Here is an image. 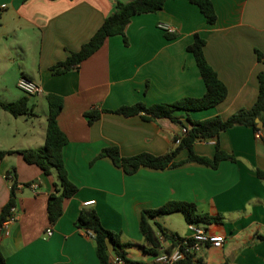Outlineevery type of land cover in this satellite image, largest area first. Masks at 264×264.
Listing matches in <instances>:
<instances>
[{
	"label": "crops",
	"instance_id": "obj_1",
	"mask_svg": "<svg viewBox=\"0 0 264 264\" xmlns=\"http://www.w3.org/2000/svg\"><path fill=\"white\" fill-rule=\"evenodd\" d=\"M114 1L0 0V60L10 65L13 86L24 76L43 88L38 98L56 95L63 99L58 117L68 139L63 158L68 178L78 188L64 201L61 218L51 224L48 201L56 192L57 173L45 175L19 153L0 161V214L11 197L9 177L15 176L18 183L16 211L0 241L7 264H99L93 236L75 224L85 208L94 209L103 226L119 234L122 242L147 246L140 230L143 212L170 202L191 203L201 215L222 217L221 223L205 225L211 236L224 239L221 248L206 245L196 253L205 264H264V140L253 129L236 126L220 134L221 149L236 161H221L217 168L187 162L164 170L142 167L128 175L110 157H100L110 147L118 148L123 157L162 156L177 147L178 124L116 111L203 97L206 86L187 49L195 34L206 40L205 57L228 95L214 108L178 115L186 123L188 118L227 119L250 109L259 95L258 76L264 72L256 52L264 55V0H211L218 16L215 24H209L188 0H168L163 10L132 18L126 30L128 44L122 36L110 37L78 69L54 75V66L79 52L95 35ZM161 23L173 26L176 33H165L159 28ZM89 111L102 115L89 124L85 116ZM6 122L11 123L0 120V127L4 126L0 150L44 146L47 123L41 132L20 136L27 137L24 142L18 137L19 129H9ZM194 150L213 159L215 141H198ZM187 158L184 150L176 161ZM89 201L95 203L85 206ZM178 217L185 221L182 214L174 213L150 222L168 233L189 237V230L174 226ZM49 228L53 235L47 237ZM171 244L164 240L160 251ZM153 255L137 247L127 249L133 262L153 264Z\"/></svg>",
	"mask_w": 264,
	"mask_h": 264
},
{
	"label": "trees",
	"instance_id": "obj_2",
	"mask_svg": "<svg viewBox=\"0 0 264 264\" xmlns=\"http://www.w3.org/2000/svg\"><path fill=\"white\" fill-rule=\"evenodd\" d=\"M168 0H117L113 2L112 11L105 19L103 25L90 39L85 43L79 52L71 54L68 59L52 68L54 75H61L69 70L78 69L81 64L98 52L105 44L108 38L122 36L125 43L128 44L126 30L130 25L132 18L137 15L157 13L164 9ZM191 4L197 6L206 18L209 24H215L218 16L211 0H188ZM206 40L199 34H195L194 41L188 46V51L193 54L203 81L206 86V93L201 98H185L173 104H163L148 108L143 104L134 106H125L116 111L124 116L143 115L146 120L154 121L158 119H169L178 124L181 128L187 127L188 133L182 137L181 143L170 153L162 156H155L148 153L132 157H123L116 147L106 148L100 157H110L114 164L122 168L128 175L135 174L140 168L147 167L157 170L179 167L187 162H197L203 165L217 168L221 161H236L234 157L225 153L219 144L220 134L236 126H245L259 131L257 120L264 125V72L258 76L259 95L257 101L250 109H243L227 119L216 116L206 121H193L188 118L186 123L179 112L203 111L216 107L222 103L228 95V89L219 79L217 72L208 63L204 48ZM258 59L264 63V55L256 51ZM47 103L49 114L47 117L46 140L43 147L39 149H29L21 151L0 150V161L6 157L19 153L24 160L31 165H37L45 175H50L52 171L57 173L58 183L55 194L50 195L48 201V217L51 224L56 223L63 215V203L66 199L72 198L78 188L69 180L63 158V149L68 144V139L58 124V117L63 109V99L56 95H48ZM0 107L18 117L22 115H35L34 108L29 104V97L25 96L17 101L6 103L0 101ZM102 112L89 111L85 114L89 124L97 121ZM179 136L175 138V142ZM213 140L216 144V154L213 159L198 155L194 146L198 141ZM186 150L188 158L184 161H176L178 155ZM11 186V197L9 202L3 207L0 214V241L4 225L12 218V208L16 207L18 195V183L15 176ZM180 213L187 223H196L209 225L212 223H221L222 217H210L198 213L197 207L191 203L170 202L163 207L144 211L140 230L144 236L147 246H139L132 243H124L121 236L105 228L101 222L98 213L91 208H85L79 214L76 220V227L86 232H92L96 244L97 257L99 264H117V261H123L125 264H144L133 262L127 257V249L137 247L147 254H157L162 248L160 237L171 241V247L180 246L184 252V264H205L197 258L196 254L186 252L188 246L183 245L184 238L178 234L168 233L160 224L152 225L150 220L164 215ZM159 231L160 237L157 233ZM0 264H7L6 257L3 254L0 245Z\"/></svg>",
	"mask_w": 264,
	"mask_h": 264
},
{
	"label": "built area",
	"instance_id": "obj_3",
	"mask_svg": "<svg viewBox=\"0 0 264 264\" xmlns=\"http://www.w3.org/2000/svg\"><path fill=\"white\" fill-rule=\"evenodd\" d=\"M159 28L167 34L173 35L176 33V29L166 23L159 24ZM17 87L26 95V96H39L43 94V88L41 85L37 84L33 80H30L22 76L18 82ZM188 133V128H181V135L176 140L175 144L178 146L181 143L182 137ZM256 137L258 139L264 140V127L256 132ZM11 186L13 184V178L9 177ZM38 185H33V188H37ZM18 190V189H17ZM95 202L89 201L85 203V206H91ZM16 207H13L11 212L12 215L15 213ZM12 219V218H11ZM5 226V225H4ZM188 230L191 233L189 237H185L183 241L184 246H188L186 252L196 254L202 250L206 245H211L216 248H221L224 243L223 238L211 236L204 224L188 223ZM88 235L93 236L92 232H87ZM53 235V230L51 228L46 230V236L50 237ZM161 242L166 240L163 236L160 237ZM180 246L173 247L172 250L168 251L163 249L157 254L152 256L153 264H184V252L180 249ZM117 263H124L123 261H117Z\"/></svg>",
	"mask_w": 264,
	"mask_h": 264
},
{
	"label": "rangeland",
	"instance_id": "obj_4",
	"mask_svg": "<svg viewBox=\"0 0 264 264\" xmlns=\"http://www.w3.org/2000/svg\"><path fill=\"white\" fill-rule=\"evenodd\" d=\"M11 72L10 65L4 60H0V101L6 103L14 102L21 95H25L17 86H13L14 76ZM29 98V104L31 107H34L35 115H22L15 117L0 107V120H10V125L6 122V127L11 130L16 128L19 129V138H22L20 136L24 133L30 134L31 132H41L47 123L49 110L47 100L45 98H38V96H29ZM16 118H18V120ZM3 128L4 126L0 127V135L3 133ZM22 139L24 142L27 141V137H23ZM174 226L181 228L184 231L188 230V225L182 217H178V219L174 221Z\"/></svg>",
	"mask_w": 264,
	"mask_h": 264
},
{
	"label": "water",
	"instance_id": "obj_5",
	"mask_svg": "<svg viewBox=\"0 0 264 264\" xmlns=\"http://www.w3.org/2000/svg\"><path fill=\"white\" fill-rule=\"evenodd\" d=\"M257 124H258V127L261 129V128H263V123L258 119L257 121Z\"/></svg>",
	"mask_w": 264,
	"mask_h": 264
}]
</instances>
